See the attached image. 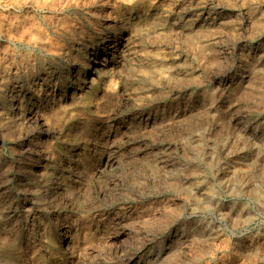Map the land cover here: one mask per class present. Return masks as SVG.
Masks as SVG:
<instances>
[{
    "label": "rangeland",
    "instance_id": "obj_1",
    "mask_svg": "<svg viewBox=\"0 0 264 264\" xmlns=\"http://www.w3.org/2000/svg\"><path fill=\"white\" fill-rule=\"evenodd\" d=\"M18 1L0 0V21L44 18L51 33L66 19L84 39L60 57L17 52L5 34L0 39V58L15 73L8 86L0 75V207L26 218L38 246L72 248L70 264H144L149 252L155 264H264V5L136 0L116 13L118 0H80L51 14L32 0L15 9ZM121 38L114 71L92 87L88 79L77 103L55 105L39 123L21 119L19 103L32 108L37 82L49 85L39 95L62 93V73L83 77L86 53ZM121 155L150 177L154 194L97 208L74 224L80 213L70 201L83 200L89 186L82 173L119 170ZM93 195L105 198L99 189ZM142 242L135 259L121 258Z\"/></svg>",
    "mask_w": 264,
    "mask_h": 264
},
{
    "label": "clouds",
    "instance_id": "obj_2",
    "mask_svg": "<svg viewBox=\"0 0 264 264\" xmlns=\"http://www.w3.org/2000/svg\"><path fill=\"white\" fill-rule=\"evenodd\" d=\"M261 5H264V0H250L249 3L243 6L258 8ZM79 7L86 9L87 5H79ZM52 78L54 79L55 77ZM58 82L61 85V92L63 94H67L69 91L77 92L86 87L85 81L69 71L62 73ZM218 91L219 89L213 90L211 95L216 96ZM158 98L162 97L147 99L148 102H151ZM48 103L54 104L55 97H48ZM236 103H240V100L237 99ZM259 114H264V107L261 108ZM116 143L123 146L125 141L121 139ZM133 155L134 152L129 153V156ZM119 159V170H106L99 177L95 175L87 176L86 172L82 173V175H86L89 186L87 191L81 193L83 200L77 199L74 202L70 201L73 203L74 210L80 213V216L73 222L74 224L78 225L79 221L84 217L91 219L90 212L96 211L97 208L110 207L114 204H129L147 195L154 194V190L147 183L150 177L145 176L144 173L133 167L132 161L125 163V157L123 155ZM80 163L90 167L95 161H88L84 157H81ZM110 183L114 185L112 188L108 187ZM97 189L105 193L103 200L93 195V192H96ZM71 195L72 193L69 192V196ZM70 231L71 226H69V233ZM69 233H65V235ZM49 235L50 232L46 226L43 236L47 238ZM154 240H156L155 234L152 235L150 240L147 237L145 238V242H152ZM142 247L143 242L135 249H125L121 254V258H127L128 260L135 259L136 253ZM72 252V248H59L51 240H47V242L41 243L38 246L36 243V233L32 226L28 224L26 218L17 217L11 205L0 207V264H70L68 254ZM45 257H47V260H45ZM141 259L144 261V264H155L151 252L147 253Z\"/></svg>",
    "mask_w": 264,
    "mask_h": 264
},
{
    "label": "bare ground",
    "instance_id": "obj_3",
    "mask_svg": "<svg viewBox=\"0 0 264 264\" xmlns=\"http://www.w3.org/2000/svg\"><path fill=\"white\" fill-rule=\"evenodd\" d=\"M135 1L136 0H130L129 2H126V0H118L115 3L113 2L114 10L117 13V11H119L120 7L124 3H128L130 5V4L135 3ZM79 2H80V0H32V8L35 9L36 11H38V12L47 11V12H49L51 14L52 13L53 14L54 13H60L61 14L65 10L66 3H67V5H71V4H78ZM24 3H27V2H24ZM137 5H140V4H137ZM12 6H13V4H12ZM24 6L25 5H22V3L19 2L18 5H16L15 9L22 10L24 8ZM7 18L5 17V19H7ZM26 20L27 19L22 20L21 17H20V19H16V21L14 20L13 23L6 22L4 20L0 21V39H3V37H4L3 34H5L6 37L8 38L9 43L12 46L15 47V50L17 52H20V50H21L20 48L21 47H24L25 49H23V50H26V52H28L30 54L35 53L36 51L40 50V51H42L41 53H43V52L48 53V54L54 53L55 56L59 55V57H60V55H62L63 53L67 54V52H68L67 49L68 48H70V47H73V48L77 47L78 48L79 46L82 47L81 45H83L81 43V41H82V39H84V34H82V33L81 34H79V33L76 34V32H74V30H72V28L66 27L65 25H68L67 24L68 21L66 19H60L58 21L57 25H55V27L51 30L52 31L51 33H50V31H47V28H49V27L45 28V26H47V25H46V21H45L44 18L34 19V20H32V24H30V22L27 23ZM64 28H66V29H64ZM46 32H49L50 34L48 35ZM51 35L53 36L52 37L53 39H50ZM125 47H126V41L123 40L122 38L119 39L118 41L110 43L108 45V47H106V46L102 47L103 50H104L103 52L102 51L100 52V50H101L100 47H94V49H92V52H87L86 53L85 64L91 63V64H89L90 66L88 65L89 71L83 77L79 76L80 79L85 81L86 83L88 82V79H89L91 87L94 86V84L98 81V78L105 77L104 75L107 74L109 71H112L113 68L117 65L116 64V58H117L118 55H121L123 53V49ZM78 49H81V48H78ZM7 53H10V51L7 52ZM25 56H26V54H25ZM30 56L31 55L28 54V57H30ZM30 59H27V62H25L26 65L30 66ZM23 60H22V62H23ZM92 64H93V66H91ZM17 65H19V64H17ZM21 65H23V64L21 63ZM91 67H93L92 70H91ZM14 68H16V67L14 66ZM25 69L27 70V68H25ZM77 69H78V67H77ZM19 70H17V71H19ZM0 75H1L2 82L5 83L7 86L10 85V83L13 81L14 75H15L14 69H13V65L10 64L9 62H5V60H2V58H0ZM17 78H19V77H17ZM47 80H49V79H47ZM29 81H30V79H29ZM32 84H33V82H32ZM114 84L110 82V84L107 85V88L109 90L115 91ZM47 86L49 87V85L45 83V80L44 81L40 80L39 82H37L34 85L35 91H32V102H33L32 105L33 106H32L31 109L25 110L26 106H25L24 102H20L19 103V107L18 108H19V111H20L19 115L22 116L21 119L25 120V118H28L29 120L32 119V121H36V123H39V121L44 120V116H45L44 114H46L48 111L53 110V107L55 105H61V106L62 105H67L68 101H70L69 103H73L74 101L76 102V99L80 100V98L84 96L83 95V91H84V88H86V87H84V88H82V90L77 91V92L69 91L67 94L59 93L58 91H56L54 93L53 92L49 93L47 90L45 91L44 94H40L39 95L37 93V89L38 88H41V90H42L43 87H47ZM50 96H54L55 97V103L54 104H49L48 103V97H50ZM40 101H42V102H40ZM69 105H71V104H69Z\"/></svg>",
    "mask_w": 264,
    "mask_h": 264
}]
</instances>
